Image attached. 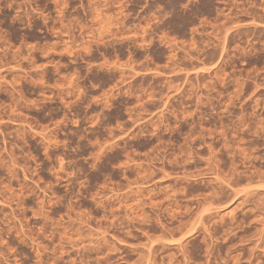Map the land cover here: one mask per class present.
<instances>
[{
	"label": "rangeland",
	"instance_id": "374dc122",
	"mask_svg": "<svg viewBox=\"0 0 264 264\" xmlns=\"http://www.w3.org/2000/svg\"><path fill=\"white\" fill-rule=\"evenodd\" d=\"M0 264H264V0H0Z\"/></svg>",
	"mask_w": 264,
	"mask_h": 264
}]
</instances>
